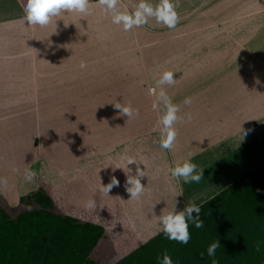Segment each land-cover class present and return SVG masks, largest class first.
<instances>
[{
	"label": "crops",
	"instance_id": "0c3cea01",
	"mask_svg": "<svg viewBox=\"0 0 264 264\" xmlns=\"http://www.w3.org/2000/svg\"><path fill=\"white\" fill-rule=\"evenodd\" d=\"M147 2L155 4V0ZM139 3L118 0V8L131 15ZM0 4V79L36 81V104L28 108L36 118L46 115L48 123L41 118L43 127L36 126L31 138L40 145L45 141L53 145L52 157L40 146L42 156L35 161L36 170L43 172L51 159L54 162L52 174L46 172V183L67 180L65 184L75 185L76 194L83 193L88 205L94 201L97 207H109L111 199L119 200L129 216L123 203L127 177L122 169H115L123 166L119 157L127 150L147 172L141 180L146 190L140 208L130 212L146 213L147 225H152L145 228L148 241L163 231L162 214L183 211L188 203L200 207L264 163V61L253 57L258 71L251 72L254 67L244 63L252 56L231 55L233 41H204L203 24L197 20L203 13L201 4L191 8L195 20L187 21V15L174 29L149 19L128 31L114 24L111 14L94 0H90V15L63 13L43 28L26 23V0H0ZM184 5L186 9V0ZM189 32H200L190 51L184 44ZM169 71L175 83L158 86ZM22 88L21 93L27 91L25 85ZM162 90L179 106L183 118L174 125L177 136L172 150L160 146L163 125L159 121L166 111L159 96ZM186 98H191L190 104L184 103ZM117 102L131 105L139 115L127 120L114 107ZM10 111L11 105L0 103L2 159H18L16 150L10 151L15 142L11 115L6 114ZM19 150L24 152L22 147ZM185 161L203 171L199 183L172 177L171 169ZM129 167L135 174L137 165ZM112 176L120 184L105 195L101 186ZM3 178L7 184L4 190L0 187V195L10 206H17L27 194L19 190L29 188L31 182L22 185V179L13 183ZM127 200L130 207L136 206V199Z\"/></svg>",
	"mask_w": 264,
	"mask_h": 264
},
{
	"label": "trees",
	"instance_id": "16d2710c",
	"mask_svg": "<svg viewBox=\"0 0 264 264\" xmlns=\"http://www.w3.org/2000/svg\"><path fill=\"white\" fill-rule=\"evenodd\" d=\"M76 195L75 185L38 180L17 207L0 196V264H160L165 252L173 264H264V163L200 206L204 226L189 222L187 245L163 231L143 245H122L111 227L70 203Z\"/></svg>",
	"mask_w": 264,
	"mask_h": 264
},
{
	"label": "rangeland",
	"instance_id": "374dc122",
	"mask_svg": "<svg viewBox=\"0 0 264 264\" xmlns=\"http://www.w3.org/2000/svg\"><path fill=\"white\" fill-rule=\"evenodd\" d=\"M186 2L187 5L185 9V0H172V3L176 5V12L182 11V9L189 11L187 13H177L179 16L178 24L184 23L187 19V21H190L192 18L195 20V16H190L192 13L191 8L194 4H201L203 6V13L200 15L198 14L197 20H200L203 24L202 28H204V31L201 35L204 41L209 39H229L233 41L235 46L233 47V50L230 49L232 50L231 55L248 57L252 56V58H250L247 63H244V61L239 62L242 65L244 63V66L250 63L251 68L254 67V58L259 60L263 59L264 61V0H186ZM157 3H159V0H155L154 6L157 5ZM1 5L2 4H0V6ZM153 20L155 21V19H152V21ZM162 26L165 25L162 24ZM197 34L199 36L200 32H193V34L189 32L187 41L184 43L185 47H187L189 51L190 47L192 48V46L195 45L196 39L199 38L198 36L196 37ZM219 50L224 51L225 49L220 48ZM247 66L249 67V65ZM255 71L257 72L258 70H256L254 67L251 72ZM20 82H22V86H20ZM24 85L27 88V91L21 93L22 90H24V88H22ZM3 86L9 87L5 90L0 89V103L3 104L6 102V104L11 105V111L6 113L11 115L10 123L13 128L12 141H15L11 143L10 148L12 150L10 151L16 150L14 151L16 153L15 158L18 159H9L8 157H6V159L0 158V179H4L3 177L6 176L13 183L17 182L19 179H22L24 181L22 185H25L26 182H29L25 180V171H34L36 176L30 183L29 188L24 187L22 190H19V194H26L31 192L32 188H36L38 184L37 181L38 179L40 180L41 177H44L43 182H47L48 179H45L47 176L46 172L52 174V171H54L51 167L54 163L51 158L48 168L44 170L45 173L41 169L36 170L35 167L36 159H41L40 157L42 156L39 152V147L41 146L42 149L44 147L46 151L49 152V156L52 157L51 150L53 149V145L50 141L47 143L45 141L40 145L39 140H35L34 143L33 139L31 138V136L35 134L34 131L36 128L43 127L41 118H43V122H46L47 119L46 115H44V117L42 115H38L36 118L35 112L29 111L28 108L31 104L33 106L36 104L37 99L33 95L35 93L36 81L0 79V87L2 88ZM18 104L24 106V109H15L14 107H17L15 105ZM30 115H33V118ZM47 123L48 121L46 124ZM19 126H21L22 129H20ZM20 140L22 142H20ZM31 146H33V148H31ZM19 147H22L24 152L19 150ZM10 151H8L7 156H9ZM14 152H12V157ZM65 182H48L50 184H46L58 189L66 186L67 184H65ZM4 185L5 184L0 183V187L3 188L1 190H4ZM12 193L14 194L13 191ZM81 195H83V193H80V196L76 195V197L71 199L70 203L75 207L85 210L86 213L91 217L99 218L98 220H101L104 225L111 227L112 233L117 235L122 245L123 243H127L129 245L134 243L136 246L143 244V242L148 239V231H145L148 222V219L144 218L146 213L144 212L141 215L135 211L133 214L130 212L135 209L136 211L139 210L140 200L142 199L141 197L136 199V206L130 207L127 198L131 197L129 196V193L126 194V197L123 198V203L127 207H125V210L129 215L126 216V212L123 211V207L120 205V202H118L119 200L115 201V199H111L108 204L109 207H97L96 205L90 207L87 202H84V198ZM2 197L5 198L3 195ZM17 206L11 207L14 208ZM157 220L158 219H155L156 224ZM151 226L152 225H147L148 228H151Z\"/></svg>",
	"mask_w": 264,
	"mask_h": 264
},
{
	"label": "clouds",
	"instance_id": "9594fccd",
	"mask_svg": "<svg viewBox=\"0 0 264 264\" xmlns=\"http://www.w3.org/2000/svg\"><path fill=\"white\" fill-rule=\"evenodd\" d=\"M99 4L103 6L106 12L112 16V22L117 25H123L125 31L132 27H140L145 25L149 19H155L157 23L163 24L169 29H174L179 22V16L175 11L176 5L172 0H159L157 5H152L147 0H140L136 11L129 15L123 13L118 8V0H98ZM26 23L30 26H39L41 28L48 26L54 18L60 17L63 13H79L81 15H90V0H26L24 5ZM81 67H86L84 63ZM175 83L174 74L172 72H165L157 82L158 86L172 85ZM153 91L150 89V92ZM161 100L165 105L164 112L160 124L163 125L160 146L165 150H172L177 133L174 125L183 122V118L178 115L180 109L178 105L171 102V99L166 96L162 90L159 93ZM184 103L190 104L191 98H186ZM114 107L119 110L121 116H126L127 120H131L139 115V111L131 107V105L123 106L117 102ZM191 119V116L188 117ZM122 167L115 169H122L127 177L126 190L130 194L131 199H139L145 192L146 187L141 183L142 178L147 177V172L141 170L137 160L127 154V150L120 154ZM137 165L135 174L129 167L130 165ZM15 171V170H14ZM171 175L177 180H183L186 184L199 183L203 178V171H198V166L190 161H185L182 164H177L171 169ZM36 173L31 170L25 171V180L32 182ZM0 183L7 184L6 179H0ZM120 181L112 176L110 182L106 186H101V192L105 195L114 187H118ZM90 206H94V201L89 202ZM193 213L196 215L193 216ZM201 208L193 203H188L183 211L162 214L159 217L160 226L167 239L176 241L183 245H187L191 239L189 232V222L196 228H202L204 221L200 216ZM220 247V242L211 243L207 248V256L214 258L217 249ZM201 259L204 258V253L200 254ZM160 264H173L172 258L165 252L160 260ZM212 264H217L216 260H212Z\"/></svg>",
	"mask_w": 264,
	"mask_h": 264
}]
</instances>
